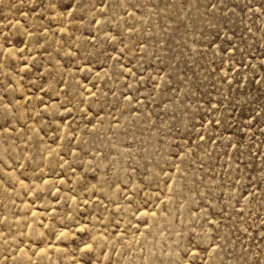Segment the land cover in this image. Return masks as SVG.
Instances as JSON below:
<instances>
[{
  "label": "rangeland",
  "instance_id": "1",
  "mask_svg": "<svg viewBox=\"0 0 264 264\" xmlns=\"http://www.w3.org/2000/svg\"><path fill=\"white\" fill-rule=\"evenodd\" d=\"M0 264H264V0H0Z\"/></svg>",
  "mask_w": 264,
  "mask_h": 264
}]
</instances>
